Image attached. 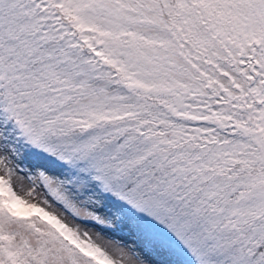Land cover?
<instances>
[{"label": "snow or ice", "instance_id": "snow-or-ice-1", "mask_svg": "<svg viewBox=\"0 0 264 264\" xmlns=\"http://www.w3.org/2000/svg\"><path fill=\"white\" fill-rule=\"evenodd\" d=\"M0 264H264V0H0Z\"/></svg>", "mask_w": 264, "mask_h": 264}]
</instances>
